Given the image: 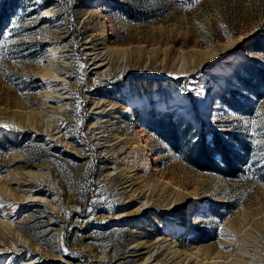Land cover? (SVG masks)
<instances>
[{
	"label": "rangeland",
	"instance_id": "rangeland-1",
	"mask_svg": "<svg viewBox=\"0 0 264 264\" xmlns=\"http://www.w3.org/2000/svg\"><path fill=\"white\" fill-rule=\"evenodd\" d=\"M4 32L0 264H264V0H0Z\"/></svg>",
	"mask_w": 264,
	"mask_h": 264
},
{
	"label": "trees",
	"instance_id": "trees-1",
	"mask_svg": "<svg viewBox=\"0 0 264 264\" xmlns=\"http://www.w3.org/2000/svg\"><path fill=\"white\" fill-rule=\"evenodd\" d=\"M250 65H252V69L254 70V72L250 71L249 73L251 77L254 78L256 81H259V83H264V77H262L261 75V72L264 71V63L260 61H253L250 62ZM219 94L223 100H225V98L228 96L235 99V102L238 104V106H241L243 104L242 101L235 98V95L233 93H228L222 90ZM236 110L241 112L242 109H239L237 107ZM208 128L209 125L205 123L202 124L201 127H199L202 135L198 143L195 144L192 149L193 164L202 169H210L216 167L218 168V163L216 164L214 161H211L212 157H218L220 159V162H222L225 167L232 168L233 164H231V157L238 156L232 153L229 154L224 139L220 138V136L215 133H212L210 140L206 141V134H208V132H211L210 130H208Z\"/></svg>",
	"mask_w": 264,
	"mask_h": 264
},
{
	"label": "snow or ice",
	"instance_id": "snow-or-ice-1",
	"mask_svg": "<svg viewBox=\"0 0 264 264\" xmlns=\"http://www.w3.org/2000/svg\"><path fill=\"white\" fill-rule=\"evenodd\" d=\"M12 25L15 26V21L12 22ZM10 35L9 32L0 33V36H7Z\"/></svg>",
	"mask_w": 264,
	"mask_h": 264
},
{
	"label": "bare ground",
	"instance_id": "bare-ground-1",
	"mask_svg": "<svg viewBox=\"0 0 264 264\" xmlns=\"http://www.w3.org/2000/svg\"><path fill=\"white\" fill-rule=\"evenodd\" d=\"M46 15H47L46 11L45 10H42L41 16H46ZM98 60H100V59H98ZM194 221H196V220H194ZM140 252H142V251H139L137 253H140ZM149 263H150V261L147 264H149Z\"/></svg>",
	"mask_w": 264,
	"mask_h": 264
}]
</instances>
